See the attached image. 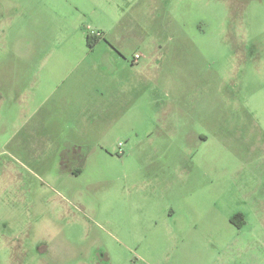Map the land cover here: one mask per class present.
I'll use <instances>...</instances> for the list:
<instances>
[{"label": "rangeland", "instance_id": "374dc122", "mask_svg": "<svg viewBox=\"0 0 264 264\" xmlns=\"http://www.w3.org/2000/svg\"><path fill=\"white\" fill-rule=\"evenodd\" d=\"M27 45L50 47L36 69L93 85L109 54L147 63L104 113L0 96V208L29 264L49 245L56 264L264 263V0H0V62Z\"/></svg>", "mask_w": 264, "mask_h": 264}, {"label": "crops", "instance_id": "0c3cea01", "mask_svg": "<svg viewBox=\"0 0 264 264\" xmlns=\"http://www.w3.org/2000/svg\"><path fill=\"white\" fill-rule=\"evenodd\" d=\"M8 28L9 27H7V29ZM49 48L50 47L35 45H27V47L13 46L11 49L3 48V50L6 51L8 54H12L13 58L11 59V61L6 63L0 62V71H2L4 68L8 69L11 71V74L13 76L5 77L3 81L0 80V96L1 98H4L10 95V93L18 97L25 96L26 101L29 102L27 103V105L22 106V113H37L40 110L41 105L43 104L44 107H46L47 109L44 110V113L52 114L55 112H60L63 114L64 106L60 105L59 103L66 101L70 103V106H68L67 110H70L75 113L71 114L74 115L73 117H78V115H82L85 111L104 113L99 112L100 109L98 108L99 106L97 102L102 100L105 101V98L108 96L110 97V95L114 98L113 100L118 99V97L126 98V95H130L132 91V84H130V81H128L129 77H126V71H132V69L134 68L138 71H141L146 69L147 66V63L139 65L142 63L141 62L136 63L139 65L136 67L128 63L125 59L123 63H120L121 60L117 61V59H115L112 54L110 55L108 53L109 56L105 57L101 60V62L99 61L98 64L95 65L99 70L107 73L106 78H108L109 80L106 83H104V81L100 83L96 81V84L93 85L92 83H90V80H70L67 77L64 79H60V77L55 78L56 72L60 69V67L52 68L49 63H45L41 65L39 69H36V65L40 64L41 59H44L46 55L48 56L50 54V52H48ZM136 54L141 55V60L146 58L142 53ZM36 55H40L39 62H36ZM19 68H25L28 71H31V78H27L25 80L23 78L19 79V77H17ZM118 69L120 74L116 76L113 73L116 71L118 72ZM13 70L16 71V74H14ZM42 73L43 76L41 77ZM84 87H87V89L85 90ZM85 94L87 95L86 106L83 104V101H85ZM37 101H40L41 105L37 109H35L34 103H36ZM53 102L58 104L53 106L49 105V103ZM19 112H21V110H19ZM73 149L78 148L74 147ZM73 171L75 173L80 172L79 169H74L71 170L72 174ZM6 214H8V212L5 213L4 208H0V264H29V252L26 251V243H23L22 245H16L13 242V239L19 238L20 233L18 232V230L21 229V225L17 218L11 217V220L4 219V216ZM168 217H172V219H175L177 217V214L176 212L172 211L170 213V216ZM163 225H172L175 226V229L178 230H184V228L187 226V224L185 223L177 222L164 223ZM256 227L257 229L260 227L264 229V222H262L261 225H257ZM177 236H181V234H178ZM178 241L179 243L184 245L186 242L189 241V239L183 237ZM263 242L264 239L261 237H256V239H252V241H250V243L252 244H262ZM49 243H51V241ZM234 244L235 242L232 243L230 246L233 247ZM51 252L52 247L50 245L44 246L42 259H40V262L38 264H40L41 262L42 264H56L52 263L53 257L50 256ZM21 253L22 258L20 257ZM77 257H80L79 264H85V257L76 256L75 258ZM46 258L48 260L47 262ZM86 260L90 264H96L93 261H90L88 257H86ZM204 262L205 261H202L201 263ZM212 262L213 263L205 262V264H227L226 261L222 260L221 256L218 260L215 259ZM257 262L264 264L259 258L255 259L254 261H250V264H257ZM232 264H239V262L236 260L233 261Z\"/></svg>", "mask_w": 264, "mask_h": 264}, {"label": "built area", "instance_id": "2783aa9c", "mask_svg": "<svg viewBox=\"0 0 264 264\" xmlns=\"http://www.w3.org/2000/svg\"><path fill=\"white\" fill-rule=\"evenodd\" d=\"M99 36H101V35L99 34ZM141 58L142 57L140 54H135V56L133 57V63H139Z\"/></svg>", "mask_w": 264, "mask_h": 264}, {"label": "trees", "instance_id": "16d2710c", "mask_svg": "<svg viewBox=\"0 0 264 264\" xmlns=\"http://www.w3.org/2000/svg\"><path fill=\"white\" fill-rule=\"evenodd\" d=\"M80 170V169H79ZM73 174H75V175H78V174H80V172H77V173H75L74 171H73ZM241 215H239L238 217H240Z\"/></svg>", "mask_w": 264, "mask_h": 264}]
</instances>
